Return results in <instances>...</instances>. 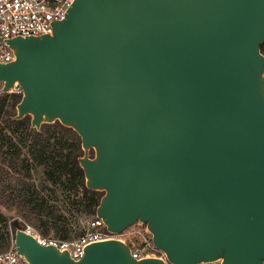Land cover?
Listing matches in <instances>:
<instances>
[{"label":"water","instance_id":"1","mask_svg":"<svg viewBox=\"0 0 264 264\" xmlns=\"http://www.w3.org/2000/svg\"><path fill=\"white\" fill-rule=\"evenodd\" d=\"M263 43L264 0H75L7 42L0 83L23 90L14 120L79 136L108 232L144 224L169 264H264ZM6 217L28 264H166L121 240L73 260Z\"/></svg>","mask_w":264,"mask_h":264},{"label":"built area","instance_id":"2","mask_svg":"<svg viewBox=\"0 0 264 264\" xmlns=\"http://www.w3.org/2000/svg\"><path fill=\"white\" fill-rule=\"evenodd\" d=\"M75 0H0V65L9 64L14 60L13 51L7 42L17 37H32L50 34L53 24L65 19L68 10ZM23 90L14 85L4 92L0 83V97L13 95L20 97ZM24 230L32 235L41 246H52L60 251H66L73 260H79L84 255L85 248L93 243L107 240H121L129 245L134 259L158 258L165 260V256L157 250L146 226L136 223L122 233L115 235L106 230L103 222L96 218L88 222L84 232L73 240H58L52 237H42L29 228ZM0 264H28L15 251L14 246L0 253ZM200 264H222L220 261Z\"/></svg>","mask_w":264,"mask_h":264},{"label":"rangeland","instance_id":"3","mask_svg":"<svg viewBox=\"0 0 264 264\" xmlns=\"http://www.w3.org/2000/svg\"><path fill=\"white\" fill-rule=\"evenodd\" d=\"M11 112L16 115V109ZM51 142L53 143V140ZM22 152L29 156L27 147H23ZM66 152V150L63 151L61 155L56 149L51 154L53 168H59V159H63ZM53 168L47 170L45 167L35 166L29 169V172L22 169L17 190L24 188V191L19 194H15L16 191L14 193L10 191L12 188L8 186L9 177L4 174V183L7 186L4 197L0 198V204L18 211L2 210V213L5 216L13 214L23 226L31 228L39 236L73 240L84 232L88 222L93 219L94 216L90 214L91 209L88 208V204L92 199H99V192H85L84 177L83 179L80 176L74 177L67 173L68 169L61 174L60 169ZM15 195L19 198H15ZM24 195L26 199L22 200ZM12 229V223L9 220L0 225V234L10 240L9 249L13 246Z\"/></svg>","mask_w":264,"mask_h":264},{"label":"trees","instance_id":"4","mask_svg":"<svg viewBox=\"0 0 264 264\" xmlns=\"http://www.w3.org/2000/svg\"><path fill=\"white\" fill-rule=\"evenodd\" d=\"M261 52L264 55V43L261 45ZM19 100L20 97L13 95H3L0 97V198L4 197L6 192L7 185L4 183V174L9 177L8 186L12 188L10 191L12 193L16 191L15 194H19L21 191H24V188L17 190V186L20 185L19 177H21V170L26 169L29 172V169L35 166L51 170L54 166L51 154L56 149L61 155L63 151L66 150L67 152L63 155V159H59V168L53 169H60L61 174L68 169L67 173L74 177L80 176L83 179L84 175L78 163V158L82 156L79 136L73 130L63 127L58 122L52 125H43L39 131H36L30 128L29 116H26L22 120H14L15 114L11 111L15 109ZM52 140L53 143L51 142ZM27 143L29 144L27 145ZM23 147H27V154L29 156L23 154ZM92 156L93 153H91ZM84 191L95 193L94 191L87 190L86 187ZM25 195L22 196V200L26 199ZM101 196L102 193H99V199H92L88 204V208L91 209L90 214L93 216H95ZM15 198H19V196L15 195ZM0 205H3L0 207L1 225L8 220L2 213V210L18 211V209L4 206V204ZM12 230L14 236V228ZM57 232H59L58 229ZM9 247L10 240L0 234V253L7 251Z\"/></svg>","mask_w":264,"mask_h":264}]
</instances>
